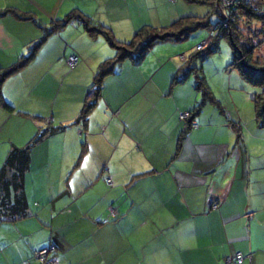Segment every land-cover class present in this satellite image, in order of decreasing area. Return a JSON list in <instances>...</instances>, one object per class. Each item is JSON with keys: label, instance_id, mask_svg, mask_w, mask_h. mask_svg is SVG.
<instances>
[{"label": "crops", "instance_id": "obj_1", "mask_svg": "<svg viewBox=\"0 0 264 264\" xmlns=\"http://www.w3.org/2000/svg\"><path fill=\"white\" fill-rule=\"evenodd\" d=\"M180 1L0 0V12L28 16L0 14V70L40 41L1 83L12 110L0 102V170L12 148L25 147L39 130L64 126L30 149L27 215L0 221V264H40L33 253L50 243L58 264H234L226 259L237 253L238 264H264L261 126L239 118L245 132L227 116L237 107L228 114L225 105L205 101L177 146L182 118L199 101L190 78L171 86L186 50L162 42L139 63L123 61L76 122L96 69L115 54L76 17L126 42L143 26L166 27L183 17ZM71 54L78 56L73 68ZM10 187L2 188L8 204Z\"/></svg>", "mask_w": 264, "mask_h": 264}, {"label": "trees", "instance_id": "obj_2", "mask_svg": "<svg viewBox=\"0 0 264 264\" xmlns=\"http://www.w3.org/2000/svg\"><path fill=\"white\" fill-rule=\"evenodd\" d=\"M188 3L199 2L200 0H183ZM209 3L212 1V5H215V12L218 15L217 22L213 25L208 19L203 17H193V16H184L180 17L173 22L169 23L166 27H154V26H143L137 30L129 41L121 42L116 40L110 29L102 25H96L87 21H84L79 16L76 17L77 20L84 23V28L91 36L101 34L105 37L107 42L113 47L115 54L112 58L104 60L100 63L96 69L93 77V83L90 88V92L83 104L81 112L78 116V120L84 121L91 109L96 105L97 100L101 97L103 81L105 77L115 74L123 61L129 60L133 63H139L145 57V55L152 49V47L157 43L162 42H178L185 39L188 34L199 28V27H208L209 34L211 31H214V34L208 36L206 39L205 45L202 48L197 49L196 53L192 54L190 57L187 56L182 60V64L179 65L175 76L171 82V86L174 84L183 83L191 75L195 76V85L194 89L199 93L200 99L193 106L191 110L187 112V116L182 118L183 121V130L180 132L178 137V144L184 139L188 131L194 126V121L199 115L202 105L205 101L214 103L217 107L220 108L219 102L215 99L212 91L209 88L207 80L199 72V68L190 67L191 57L200 58L201 60L206 57L208 53L214 51V45H209L210 40L215 36V31L225 32L229 43L233 49V60L232 65L237 70L239 75L250 81L254 85L264 82V68L257 67L254 61L250 57L252 46L248 47L245 43L239 41L240 30L236 25L238 19L243 18L246 23L256 21L259 23V32L264 34V12L261 11L255 4L246 3L243 0H237L236 5L233 8L234 15L233 20L230 21L227 25H224L220 15L219 1L218 0H203L202 2ZM13 12L19 18H26L27 13H22L13 8H7L3 12ZM73 14V13H71ZM69 14L64 20H58L52 28H56L63 23L71 19L72 15ZM49 30L47 33H50ZM47 35V34H46ZM238 41V42H237ZM40 44V41L37 44H34L31 47V50L27 55L22 57L14 65L0 70V87L1 83L9 75L13 74L21 67H23L31 58L36 48ZM204 49V50H203ZM76 55V54H75ZM78 62V61H77ZM77 64V63H76ZM75 64V65H76ZM70 68V67H69ZM73 68V67H72ZM0 102L4 103L3 98L0 93ZM4 107L12 110V107L4 103ZM257 123L260 126H264V103L258 105L257 110L255 111ZM64 126L57 127H48L45 130H39L37 134L29 141V143L23 148H12L5 159V162L0 170V221L13 220L19 217H24L26 214V200L23 193V180L26 171L29 168V152L33 145L38 141L43 139L45 135L56 133L62 130ZM10 174L9 180H6L7 175ZM8 186H11L12 191H14V196L12 203L9 202L8 194L3 193V187L5 192L8 189ZM232 263L236 264L237 262L233 261ZM241 263V262H240ZM238 264V263H237Z\"/></svg>", "mask_w": 264, "mask_h": 264}, {"label": "rangeland", "instance_id": "obj_3", "mask_svg": "<svg viewBox=\"0 0 264 264\" xmlns=\"http://www.w3.org/2000/svg\"><path fill=\"white\" fill-rule=\"evenodd\" d=\"M202 1L200 0L195 3L178 2L184 5V9L182 11L180 10L183 14L182 16L203 17L202 20L204 18L205 20L208 19L214 25L219 19L215 12V5H212V1L209 3ZM218 1L221 5V0ZM236 25L240 30L239 41L245 43L248 47L252 46L250 53L251 59L257 67L264 68V34L259 32V23L252 21L248 24L241 18L236 21ZM211 32L213 35L214 31ZM208 36L209 26L199 27L191 31L182 41L169 42L168 45L174 47V50L178 49L177 47H181L184 51L186 50L187 56L190 57L192 54L198 52L196 51V46L206 41ZM209 43V45H214V51L208 53L202 60L197 57H191L190 67L199 68L201 66L199 72L203 77L209 79L213 86V90L211 91L214 92L215 99L219 101L222 108L223 105L226 106L228 114H232L231 109L233 110L237 107V111L233 115L227 116L229 118L233 117L235 120L234 124L247 132L245 126L250 124L252 119L256 123V126L259 125L256 120L255 111L260 103H264V82L254 85L239 75L232 65L233 49L225 32L215 31V36ZM178 61L181 62L180 60ZM195 76L191 75L189 77L192 85H195ZM215 93L222 98V101L216 98ZM211 105L217 107L214 103H211ZM239 118L243 119L246 125L242 124ZM256 130L259 131L258 128ZM260 130L262 131L261 140H264V126H261Z\"/></svg>", "mask_w": 264, "mask_h": 264}, {"label": "built area", "instance_id": "obj_4", "mask_svg": "<svg viewBox=\"0 0 264 264\" xmlns=\"http://www.w3.org/2000/svg\"><path fill=\"white\" fill-rule=\"evenodd\" d=\"M237 0H221V5L219 3L220 15L224 25H227L230 21L233 20L234 10L233 8L236 5ZM246 3L255 4L261 11L264 12V0H243ZM212 35L210 32L209 36ZM204 41L201 44L197 45V49L202 48L205 45ZM78 61V56L75 54H71L67 57V64L70 68L74 67ZM184 117V116H183ZM107 183L110 184V180H106ZM33 257L39 260L40 264H58L57 256H56V247L54 244L50 243L46 246H43L34 251ZM243 259V255L237 253L234 257H230L226 259L227 262H237L240 263Z\"/></svg>", "mask_w": 264, "mask_h": 264}]
</instances>
